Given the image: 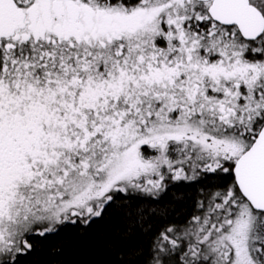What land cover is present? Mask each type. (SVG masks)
Returning <instances> with one entry per match:
<instances>
[{
    "label": "snow or ice",
    "instance_id": "1",
    "mask_svg": "<svg viewBox=\"0 0 264 264\" xmlns=\"http://www.w3.org/2000/svg\"><path fill=\"white\" fill-rule=\"evenodd\" d=\"M0 264H264V0H0Z\"/></svg>",
    "mask_w": 264,
    "mask_h": 264
}]
</instances>
